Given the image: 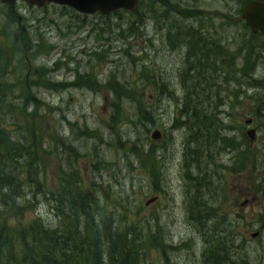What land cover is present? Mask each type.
<instances>
[{
    "label": "rangeland",
    "instance_id": "rangeland-1",
    "mask_svg": "<svg viewBox=\"0 0 264 264\" xmlns=\"http://www.w3.org/2000/svg\"><path fill=\"white\" fill-rule=\"evenodd\" d=\"M160 1L141 0L142 22L125 11L0 6L7 129L40 128L38 167L22 170L23 197L4 205L0 222L54 224L42 192L74 172L102 216L136 226L149 264H201L216 226L231 228L248 264H264V130L250 147L244 124H264V36L241 19L251 0H171V21Z\"/></svg>",
    "mask_w": 264,
    "mask_h": 264
},
{
    "label": "trees",
    "instance_id": "trees-1",
    "mask_svg": "<svg viewBox=\"0 0 264 264\" xmlns=\"http://www.w3.org/2000/svg\"><path fill=\"white\" fill-rule=\"evenodd\" d=\"M139 3H142L141 0ZM160 3L165 17L171 21L170 15L175 11V6L171 7V0H161ZM4 7L9 9L12 5ZM139 8L138 5L135 12H125L132 17H138L137 20L142 22L147 16L142 13V8ZM144 10L147 11L145 8ZM157 11L158 8H152L149 13L152 15ZM24 42L29 43L28 40ZM189 45L196 53L201 50L195 40ZM193 66L190 64L186 73L192 71ZM246 75L243 70L241 79L247 80L249 75ZM4 78L5 74L0 70V80ZM6 87L7 83L0 82V210L5 209L4 205L8 201L16 203L19 197H23L17 193L16 183L21 180L22 175L25 176L22 170L38 167L34 154L36 146L40 143L39 131L32 137V132L40 128L34 126L35 130L32 129L27 121L22 125V130L19 129V134L7 129L6 111H12L13 108L8 98L12 90L8 93ZM23 87L28 90L27 84ZM198 112L200 115L204 113ZM17 113V118H22V115ZM74 176L72 172L69 178H62L59 187H51L52 189L42 192L48 199L51 197L53 202L50 210L56 218L54 224L48 226L40 217L21 229L0 222V264H149L148 250L142 249L143 242L140 241L136 226L131 224L120 227L118 219L113 222L102 216L98 208L100 201H96L94 195L96 191H91L92 187L80 189ZM35 184L37 188H43L42 179ZM91 202L96 206L94 210ZM204 245L201 264L250 263L231 228L216 226L206 237Z\"/></svg>",
    "mask_w": 264,
    "mask_h": 264
},
{
    "label": "water",
    "instance_id": "water-1",
    "mask_svg": "<svg viewBox=\"0 0 264 264\" xmlns=\"http://www.w3.org/2000/svg\"><path fill=\"white\" fill-rule=\"evenodd\" d=\"M18 1L25 3L28 7L43 8L47 5L67 7L82 15L100 14L108 16L117 11L135 12L138 9L139 0H0L1 5H12ZM241 19L245 22L252 33L264 35V1L251 0L245 3L241 12ZM246 121L245 124H249ZM161 132L154 130L151 134L152 140H160ZM246 136L249 140H254V130L248 129ZM155 200L150 199L146 202L149 205ZM258 232L252 234L255 238Z\"/></svg>",
    "mask_w": 264,
    "mask_h": 264
},
{
    "label": "flooded vegetation",
    "instance_id": "flooded-vegetation-1",
    "mask_svg": "<svg viewBox=\"0 0 264 264\" xmlns=\"http://www.w3.org/2000/svg\"><path fill=\"white\" fill-rule=\"evenodd\" d=\"M244 24H245V22H244ZM245 28L246 29H248V31L250 32V33H252L251 32V30L247 27V25L245 24ZM252 34H258V33H252ZM264 36V35H263ZM263 67V69H262V71L264 72V65L262 66ZM253 74H254V72H252V73H250L249 74V79H252L253 78ZM263 85H264V79H263ZM246 121H250V123L247 125V124H245L246 126H248V129H253L254 130V140H249V142H250V147H252L253 146V143H256L257 141H258V133H260V130L262 131V130H264V124H261V125H256V126H254V127H250V126H252L253 125V120L251 119V118H249L248 120H246ZM245 121V122H246ZM259 122V121H258ZM256 123H257V120H256ZM254 124H255V122H254ZM260 127L262 128V129H260ZM257 149V148H256ZM255 149V150H256ZM257 151V150H256Z\"/></svg>",
    "mask_w": 264,
    "mask_h": 264
},
{
    "label": "bare ground",
    "instance_id": "bare-ground-1",
    "mask_svg": "<svg viewBox=\"0 0 264 264\" xmlns=\"http://www.w3.org/2000/svg\"><path fill=\"white\" fill-rule=\"evenodd\" d=\"M177 25H178V24H177ZM177 25H176V26H177ZM174 28H175V26H174ZM176 29H177V28H176ZM176 29H175V30H176ZM178 29H179V28H178ZM183 29H184V28H183ZM185 30H186V29H185ZM183 31H184V30H183ZM189 31H190V30H189ZM191 32H192V31H191ZM185 33H186V31H185ZM193 33H194V32H193ZM195 34H196V33H195ZM190 35H191V34H190ZM181 36H182V35H181ZM185 36H186V34H185ZM187 36H188V39H189V35H187ZM191 36H192V35H191ZM193 36H194V35H193ZM184 39H185V38H184ZM179 40H180V39H179ZM186 40H187V39H186ZM185 42H186V41H185ZM187 43H188V42H187ZM198 43H199V42H198ZM207 44H209V43H207ZM207 44H206V45H207ZM204 45H205V44H204ZM206 47H207V46H206ZM192 50H193V49H192ZM206 50H207V49H206ZM197 54H198V53H197ZM188 55H189V54H188ZM191 57H192V56H191ZM189 58H190V57H189ZM196 61H197V60H196ZM188 63H189V62H188ZM193 63H194V62H193Z\"/></svg>",
    "mask_w": 264,
    "mask_h": 264
}]
</instances>
